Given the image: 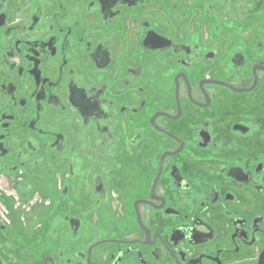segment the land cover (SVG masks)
Listing matches in <instances>:
<instances>
[{"label":"flooded vegetation","instance_id":"flooded-vegetation-1","mask_svg":"<svg viewBox=\"0 0 264 264\" xmlns=\"http://www.w3.org/2000/svg\"><path fill=\"white\" fill-rule=\"evenodd\" d=\"M0 264H264V0H0Z\"/></svg>","mask_w":264,"mask_h":264}]
</instances>
